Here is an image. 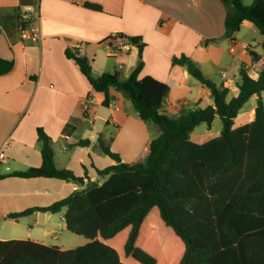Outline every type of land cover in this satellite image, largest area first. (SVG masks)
Listing matches in <instances>:
<instances>
[{
  "label": "crops",
  "instance_id": "crops-1",
  "mask_svg": "<svg viewBox=\"0 0 264 264\" xmlns=\"http://www.w3.org/2000/svg\"><path fill=\"white\" fill-rule=\"evenodd\" d=\"M23 5L38 10L40 43L19 37L15 17ZM226 14L220 0H0V57L14 62L13 71L0 76V154L5 156L0 160V176L41 166L38 129L51 138L58 169L70 170L77 177L87 175L92 182L103 184L106 179L97 170L115 163L101 145L124 163L146 161L153 140L150 127L132 102L115 89L110 91L109 106H104L105 95L94 90L74 59L67 56L78 43V55L91 62L96 75L118 72L127 79L139 62V48L113 56L107 46L114 35L139 38L144 45L139 78L151 76L169 86L162 110L171 117L183 108L213 105L211 91L186 68L173 65L174 58H190L207 79L229 90V99L237 96L241 71L257 79L264 69V54L256 40L259 32L251 22L245 21L233 38L224 37ZM251 33L249 40L246 34ZM103 57L113 63V70ZM261 97L264 102V94ZM257 101L254 96L244 106L234 128L254 120ZM212 131L213 125L205 131L195 130L191 139L203 144L216 137ZM83 141L88 143L80 145ZM82 188L55 178L1 179L0 222L17 228L4 232L0 240L75 249L52 244V240L60 241L56 226L64 224L67 229L65 210L37 212L19 220L8 216L50 206ZM42 220L45 228L36 231Z\"/></svg>",
  "mask_w": 264,
  "mask_h": 264
},
{
  "label": "trees",
  "instance_id": "trees-1",
  "mask_svg": "<svg viewBox=\"0 0 264 264\" xmlns=\"http://www.w3.org/2000/svg\"><path fill=\"white\" fill-rule=\"evenodd\" d=\"M220 1L227 10L224 37L233 38L245 21L251 22L264 54V0L250 5L244 0ZM19 19L18 14L17 28ZM129 41L139 48V62L127 79L118 72L96 75L88 59L74 51L67 56L94 90L105 95V107L115 89L132 102L144 123L159 128L145 163H124L101 145L115 163L97 170L106 179L103 184L92 182L87 175L77 177L58 169L52 140L38 129L41 166L0 180L55 178L83 188L50 206L27 209L8 219L65 210L67 230L89 242L62 250L30 240H0V264H264V69L257 79L242 70L239 93L229 99V90L207 79L190 58H174L173 65L186 68L211 91L213 105L183 108L171 117L162 110L169 86L151 76L139 78L144 45L139 38ZM13 69V61L0 57V76ZM254 96L258 97L254 120L234 128ZM216 117L222 122L221 134L203 144L192 141V133L202 124L211 128Z\"/></svg>",
  "mask_w": 264,
  "mask_h": 264
},
{
  "label": "built area",
  "instance_id": "built-area-1",
  "mask_svg": "<svg viewBox=\"0 0 264 264\" xmlns=\"http://www.w3.org/2000/svg\"><path fill=\"white\" fill-rule=\"evenodd\" d=\"M29 23L27 28H23L20 23ZM18 34L20 39L31 41L33 43H40L42 40L41 29H40V19L38 10L33 5H23L20 9V19L18 25ZM81 44H76L73 46L72 50L76 53L79 52ZM137 47V45L132 44L128 38L124 36L114 35L111 37L107 50L113 56H118L123 53L129 52L132 48ZM247 48V47H245ZM222 78L227 79V74L223 73ZM4 154H0V160L4 159Z\"/></svg>",
  "mask_w": 264,
  "mask_h": 264
},
{
  "label": "rangeland",
  "instance_id": "rangeland-1",
  "mask_svg": "<svg viewBox=\"0 0 264 264\" xmlns=\"http://www.w3.org/2000/svg\"><path fill=\"white\" fill-rule=\"evenodd\" d=\"M246 5H250L251 2L246 1L245 2ZM245 33V32H243ZM252 33L246 34L247 39L250 40V38H252ZM102 61H105L106 64H108V67L110 68V70H113L111 68V66L113 65V63L108 60L107 58L103 57ZM109 61V62H107ZM245 109H248V106H246ZM148 126L150 127L151 130V135L153 139L158 138V136L160 135V130L159 128L154 125V124H148ZM207 125L206 124H202L200 125L196 130L201 132V131H205L207 130ZM222 131V122L221 119L219 117H216L214 123H213V131H212V136H216L218 137L221 134ZM139 163L144 164L145 163V159L139 161ZM59 217V216H58ZM31 220H29L30 222ZM41 225L39 227H36V231L38 230H43L45 228L44 225V221H41ZM27 225H23V227L25 228ZM17 226L12 225L11 223H5V222H0V238H2L4 236V232L6 231H12L13 229H16ZM27 228V227H26ZM57 238L60 239V241H56V240H52V244H59V246H62L64 248H68V247H74V248H78L81 246L86 245L89 241L83 237V236H78L76 234H73L71 232H69L67 229H65V225L61 224L60 226H56V234Z\"/></svg>",
  "mask_w": 264,
  "mask_h": 264
}]
</instances>
